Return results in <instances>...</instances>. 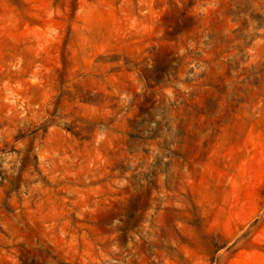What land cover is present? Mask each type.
Wrapping results in <instances>:
<instances>
[{"label":"rangeland","instance_id":"obj_1","mask_svg":"<svg viewBox=\"0 0 264 264\" xmlns=\"http://www.w3.org/2000/svg\"><path fill=\"white\" fill-rule=\"evenodd\" d=\"M0 264H264V0H0Z\"/></svg>","mask_w":264,"mask_h":264}]
</instances>
